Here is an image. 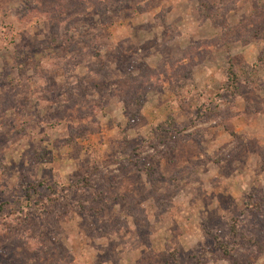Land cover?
<instances>
[{
	"label": "rangeland",
	"instance_id": "1",
	"mask_svg": "<svg viewBox=\"0 0 264 264\" xmlns=\"http://www.w3.org/2000/svg\"><path fill=\"white\" fill-rule=\"evenodd\" d=\"M236 263L264 264V0H0V264Z\"/></svg>",
	"mask_w": 264,
	"mask_h": 264
},
{
	"label": "trees",
	"instance_id": "2",
	"mask_svg": "<svg viewBox=\"0 0 264 264\" xmlns=\"http://www.w3.org/2000/svg\"><path fill=\"white\" fill-rule=\"evenodd\" d=\"M226 74H227L228 83L225 85L224 90H229L230 93H234L233 90L235 88L238 75L236 72L232 71L231 69H229Z\"/></svg>",
	"mask_w": 264,
	"mask_h": 264
}]
</instances>
